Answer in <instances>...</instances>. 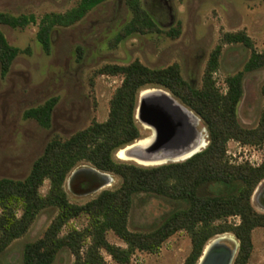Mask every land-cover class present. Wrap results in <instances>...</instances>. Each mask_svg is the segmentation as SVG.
Segmentation results:
<instances>
[{
	"label": "trees",
	"instance_id": "trees-1",
	"mask_svg": "<svg viewBox=\"0 0 264 264\" xmlns=\"http://www.w3.org/2000/svg\"><path fill=\"white\" fill-rule=\"evenodd\" d=\"M102 1L78 0L64 12L44 13L38 22L32 13L12 15L0 11V26L23 29L37 24L36 41L43 52L49 54L54 28L74 24ZM126 2L132 17L117 40L135 33L159 32L156 21L139 0ZM178 32L175 28L167 34L176 37ZM222 42L241 43L252 48L250 38L241 31L224 33ZM220 48L217 45L211 51L200 87L187 83L176 63L150 68L135 59L125 65L101 67L99 73L122 77L109 100L106 119L93 120L64 139L54 136L32 162L24 178H0V253L26 233L42 210L54 208L56 214L43 236L24 245L23 264H51L64 247L74 256L71 264H104L102 251L114 261L127 264L135 251L155 253L178 231H185L191 244L183 264L198 262L206 242L223 233H231L238 242L231 264H246L253 247L252 230L264 227V213L257 212L251 204L255 187L264 179V161L257 165L247 161L233 162L227 155L226 143L230 139L249 145H260L264 141V83L261 86L263 106L257 126L244 128L236 119L242 75L264 66V47L259 52L252 48L242 70L225 78L224 93L219 91L213 78ZM24 50L10 45L0 29L1 76ZM148 87L169 92L202 120L207 131V144L202 150L184 161L148 167L114 158L117 149L143 138L135 119L139 95ZM55 102V98H50L39 106L28 108L23 117L49 127ZM80 162L117 175L118 186L102 189L83 203L69 201L63 184L67 174ZM45 180H48V188L42 194L39 188ZM140 193L160 197L172 204L160 223L148 231L128 228L133 196ZM81 215L87 218L86 226L82 229L72 227L60 234L69 220ZM231 217H237L238 221L229 222ZM108 231L125 246L108 242L105 237Z\"/></svg>",
	"mask_w": 264,
	"mask_h": 264
},
{
	"label": "rangeland",
	"instance_id": "rangeland-1",
	"mask_svg": "<svg viewBox=\"0 0 264 264\" xmlns=\"http://www.w3.org/2000/svg\"><path fill=\"white\" fill-rule=\"evenodd\" d=\"M139 1L156 21L159 32L135 33L117 40L132 17L126 0H103L74 24L55 27L49 54L44 53L36 41L37 24H29L23 29L0 26L10 45L25 49L13 59L7 73L0 75V178H24L32 162L54 136L64 139L93 120L106 119L109 100L122 77L99 73L104 65H125L135 59L150 68L176 63L182 78L200 87L209 55L220 45L213 78L219 91L224 93L225 78L242 70L252 48L259 52L264 47V0ZM77 2L0 0V11L12 15L32 13L38 22L44 13L64 12ZM175 28L179 31L178 35L170 37L167 31ZM238 31L250 38L252 48L241 43L222 42L224 33ZM263 83L264 66L242 75V94L236 106V119L244 128H254L258 124L263 106ZM148 88L144 89H156ZM50 98H55L56 102L51 111L49 127H42L33 118L23 117L25 110L39 106ZM135 122L141 136L150 134L137 119ZM198 128L204 129L207 138L202 120ZM226 149L233 162L247 161L257 165L264 161V141L260 145H249L230 139ZM115 154L114 158L118 159ZM83 166L92 165L80 162L65 178L63 187L69 201L83 203L102 189L118 186L119 177L109 173L112 177L109 185L84 195L72 193L67 187V180L72 171ZM47 188L48 180H45L39 190L44 194ZM263 189L264 179L251 196V204L259 213H264ZM171 207V203L160 197L136 194L132 199L128 228L148 231L160 223ZM55 214L54 208L42 210L26 233L0 253V264H23L24 245L41 238ZM228 221L237 222L238 218L231 217ZM86 224L87 218L78 216L69 220L60 234L72 227L82 229ZM220 235L211 237L206 243ZM105 237L110 243L125 246L111 231ZM251 237L253 247L246 264H264V227L254 228ZM219 243L234 246V242L227 237ZM190 246L188 234L178 231L166 239L155 253L135 251L127 264H183ZM102 255L104 264H120L106 252L102 251ZM73 260V254L64 247L57 252L51 264H71Z\"/></svg>",
	"mask_w": 264,
	"mask_h": 264
},
{
	"label": "bare ground",
	"instance_id": "bare-ground-1",
	"mask_svg": "<svg viewBox=\"0 0 264 264\" xmlns=\"http://www.w3.org/2000/svg\"><path fill=\"white\" fill-rule=\"evenodd\" d=\"M145 107L150 114L145 111ZM136 111V119L150 134L117 151L115 156L119 160L132 161L146 167L157 166L184 161L205 147L206 136L204 131L198 128L200 120L195 118L194 113L184 107L169 92L160 88L142 91ZM152 119L166 126V130L168 129L166 138L178 130L177 134L180 135V139L171 147H168L170 143L160 146L158 133L150 123ZM106 185H109V180L105 174L85 169L73 172L67 180L68 189L77 195L91 193ZM223 237L236 241L230 234H225ZM207 250L205 249L197 264L204 263Z\"/></svg>",
	"mask_w": 264,
	"mask_h": 264
},
{
	"label": "water",
	"instance_id": "water-1",
	"mask_svg": "<svg viewBox=\"0 0 264 264\" xmlns=\"http://www.w3.org/2000/svg\"><path fill=\"white\" fill-rule=\"evenodd\" d=\"M141 91L142 90H140V92ZM136 106H137V104H136ZM147 110L148 109L145 107V111H147ZM189 111H192V110H189ZM194 116H195V118H197L198 120H200V118L195 113H194ZM150 123L155 127V129H156V131L158 133V140H159L158 142L159 143L158 142L157 143L160 146L161 145H166L167 143L168 144L170 143L168 145V147H171L172 144H174L176 141H178L180 139V135L177 134L178 133V130H176L172 135H170V137H167L166 138V134L168 132V129L166 130V126L164 127V125H162L159 121H156L155 119H152L150 121ZM202 130H204V129H202ZM139 139H137L135 141H138ZM134 142H132L130 144H127V145H125V146L117 149L115 151V153L117 151H119L120 149H123V148H125V147L133 144ZM206 144H207V141H206ZM156 147H159V146H156ZM84 169L85 170H91V171H94V172H98V173L105 174L107 176L108 180H109V184L112 181V177L109 174V172L101 171V170L95 168L94 166H83V167L77 168L76 170L72 171L71 174L73 172H75V171L84 170ZM95 191H97V190H95ZM224 235H225V233H223L220 236L214 238L210 243H206L204 245V247L202 249V252H201L199 258L197 259V261L203 255L205 249H208L207 250V256H206V259H205V261H204L203 264H231L232 261H233V259H234V257H235L236 251H237L238 242L233 241L234 242V246L233 247H227L224 244H220L219 241L224 238L223 237Z\"/></svg>",
	"mask_w": 264,
	"mask_h": 264
},
{
	"label": "flooded vegetation",
	"instance_id": "flooded-vegetation-1",
	"mask_svg": "<svg viewBox=\"0 0 264 264\" xmlns=\"http://www.w3.org/2000/svg\"><path fill=\"white\" fill-rule=\"evenodd\" d=\"M264 190V189H263ZM263 197L262 198H264V191H263V195H262Z\"/></svg>",
	"mask_w": 264,
	"mask_h": 264
}]
</instances>
